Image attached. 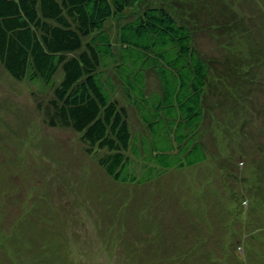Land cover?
Segmentation results:
<instances>
[{"label":"rangeland","instance_id":"374dc122","mask_svg":"<svg viewBox=\"0 0 264 264\" xmlns=\"http://www.w3.org/2000/svg\"><path fill=\"white\" fill-rule=\"evenodd\" d=\"M147 1L186 18L213 60L206 160L146 185L118 184L79 134L46 124L43 95L0 66V264H224L242 244L241 264H264V0ZM123 22H107L115 39ZM119 99L141 137L135 110ZM240 197L255 208L245 228L232 207Z\"/></svg>","mask_w":264,"mask_h":264},{"label":"trees","instance_id":"16d2710c","mask_svg":"<svg viewBox=\"0 0 264 264\" xmlns=\"http://www.w3.org/2000/svg\"><path fill=\"white\" fill-rule=\"evenodd\" d=\"M175 14L166 2L144 0H0L1 70L36 89L35 98L43 95L37 100L46 124L79 134L111 180L146 185L207 157L201 126L213 60L196 48L187 19ZM119 18L115 39L107 22ZM120 96L135 110L141 137ZM248 206L255 210L242 197L232 203L244 228L253 221ZM238 248L243 252L224 264L242 263L243 244ZM55 262L61 260L38 264Z\"/></svg>","mask_w":264,"mask_h":264}]
</instances>
